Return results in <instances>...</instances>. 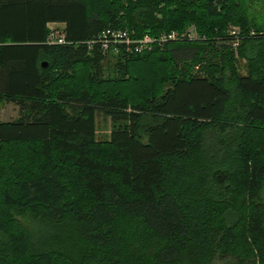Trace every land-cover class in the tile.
<instances>
[{"label":"trees","instance_id":"trees-1","mask_svg":"<svg viewBox=\"0 0 264 264\" xmlns=\"http://www.w3.org/2000/svg\"><path fill=\"white\" fill-rule=\"evenodd\" d=\"M258 16L264 0H0V104L18 108L0 122V264H264Z\"/></svg>","mask_w":264,"mask_h":264},{"label":"rangeland","instance_id":"rangeland-1","mask_svg":"<svg viewBox=\"0 0 264 264\" xmlns=\"http://www.w3.org/2000/svg\"><path fill=\"white\" fill-rule=\"evenodd\" d=\"M264 16H258L257 17V21L261 24H264ZM51 31H62V28L60 27H52L50 28ZM191 33L192 36L194 37L193 40L198 39L199 38V34L198 31L196 30L195 26H190L187 30H185L183 32V34H188ZM173 34V33H172ZM174 34H177V36L181 35L182 33H176L174 32ZM169 34H162L159 37H155V38H151L154 41H160L161 39H164L165 37H167ZM113 60H111L109 58V60H107L104 63V67L106 69V71H109L111 69V67H109L110 65H112ZM244 62H240L239 63V67H240V71L242 72V74H245V69H244ZM18 115V110L15 107L14 104L12 103H7V102H1L0 104V122L1 121H7V120H13L15 118H17ZM111 132H112V121L110 118L106 117L104 114L102 113H97L96 114V137H97V141L98 142H108L111 138Z\"/></svg>","mask_w":264,"mask_h":264},{"label":"built area","instance_id":"built-area-1","mask_svg":"<svg viewBox=\"0 0 264 264\" xmlns=\"http://www.w3.org/2000/svg\"><path fill=\"white\" fill-rule=\"evenodd\" d=\"M109 35L111 36L113 42L126 44L127 46L131 45V43H132V41L130 40V38L128 37V35L126 33L108 31L104 36L107 37ZM184 35L191 40H193V38H194L191 33L184 34ZM179 38H183V36H179V35L177 36V34L173 33L171 35H168L164 39H161L159 42L162 43V42H165L168 40H175V39H179ZM48 42L52 45H54V44H59V45L65 44L66 43V37H65L64 32L63 31H56V30L51 31ZM153 43H154L153 39L146 37L144 40L141 41V45H144V47H142V48L138 47L136 49V52L143 50V48L150 47L151 44H153ZM104 49L107 50V46H105Z\"/></svg>","mask_w":264,"mask_h":264},{"label":"crops","instance_id":"crops-1","mask_svg":"<svg viewBox=\"0 0 264 264\" xmlns=\"http://www.w3.org/2000/svg\"><path fill=\"white\" fill-rule=\"evenodd\" d=\"M52 27H60V28H62V31L65 29V25L64 24H56V23H54V24H50L49 25V28H52ZM16 107V106H15ZM17 108V107H16ZM17 110H18V108H17ZM17 118H18V115H17ZM16 119V118H15ZM15 119H13V120H15ZM13 120H7V121H1V122H10V121H13Z\"/></svg>","mask_w":264,"mask_h":264}]
</instances>
